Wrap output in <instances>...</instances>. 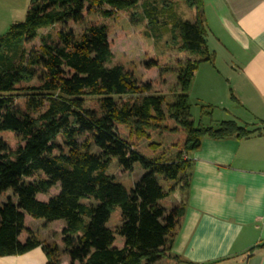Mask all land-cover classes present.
Listing matches in <instances>:
<instances>
[{
  "label": "trees",
  "instance_id": "trees-1",
  "mask_svg": "<svg viewBox=\"0 0 264 264\" xmlns=\"http://www.w3.org/2000/svg\"><path fill=\"white\" fill-rule=\"evenodd\" d=\"M160 1L141 5L142 20L153 33L147 35L162 38L160 27L171 23L172 40L180 43L186 60L171 69L152 59L146 69L158 70L163 82L176 70L171 104L163 92H153L152 83H139L123 66L109 67L108 24L88 21L93 15L112 19L138 7L139 0H30L25 20L0 36V132L14 135L11 143L0 140V257L38 247L47 264H61L63 256L69 264H157L172 257L187 209L190 156L207 138L260 134L234 120L217 126L196 123L191 85L200 65L214 62L205 4ZM178 1L194 12L192 22L176 16ZM70 25L83 31L76 33ZM54 28L57 41L43 34ZM37 40L40 46L31 48ZM93 99L97 109L89 106ZM202 109L212 115V106ZM157 132L173 138L164 146L153 141L140 146ZM113 159L126 174L136 165L145 172L131 191L107 174ZM176 190L181 203L166 209L161 201ZM115 209L121 222L109 228ZM27 217L62 222L57 242L40 241ZM257 248L264 250V243Z\"/></svg>",
  "mask_w": 264,
  "mask_h": 264
},
{
  "label": "crops",
  "instance_id": "crops-1",
  "mask_svg": "<svg viewBox=\"0 0 264 264\" xmlns=\"http://www.w3.org/2000/svg\"><path fill=\"white\" fill-rule=\"evenodd\" d=\"M203 1L214 62L200 65L190 97L213 107L205 125L234 120L261 132L245 139H204L190 156L187 209L172 257L157 264H264V250L257 248L264 243V0ZM175 193L180 204L182 195ZM26 223L34 233L44 224L29 217ZM63 225L47 223L45 228L56 226L55 235L38 239L57 242ZM47 263L42 247L0 257V264ZM61 264H69L66 256Z\"/></svg>",
  "mask_w": 264,
  "mask_h": 264
},
{
  "label": "rangeland",
  "instance_id": "rangeland-1",
  "mask_svg": "<svg viewBox=\"0 0 264 264\" xmlns=\"http://www.w3.org/2000/svg\"><path fill=\"white\" fill-rule=\"evenodd\" d=\"M158 3L160 0H139V6L125 12H118L112 19L102 20L97 15H93L92 17H88V21L94 24H108L109 27V39L112 43V53L113 58L109 64V67L120 65L125 68L130 74H132L135 79L139 83H152L153 84V92H163L166 103L171 104L175 101L176 95L172 92L176 80H175V71L173 70V75H170L165 82L160 80L158 75V70H147L146 64L150 60H154L160 58L161 64L164 67H169L171 69H177V65L184 62L186 60V56L181 53L179 49L180 43H174L172 40V29H171V21L172 17L167 15V17L160 18L161 21L164 19L168 23H170L167 27H160L162 38L154 39L151 38L148 33H152L149 30L148 21L145 19L142 20V10L141 5L147 2H155ZM175 13L178 18H181L185 21H193L194 12L190 10L187 5L183 1H178L175 3ZM30 8V0H0V36H3L7 33L9 28L13 24L21 23L25 20L27 13ZM132 13H136L137 17L135 19L132 18ZM170 21V22H169ZM165 28V29H164ZM70 29L75 31L76 33H80L83 31V27H77L70 25ZM58 28H54L52 30H45L43 34L50 33L54 40L57 41L56 33ZM153 34V33H152ZM40 46V41L37 40L30 47L38 48ZM203 64V63H202ZM205 69V68H203ZM222 77V75H221ZM221 79V78H219ZM130 98L124 97L121 99L122 101H127ZM204 103L197 101L194 97H190V105H191V115L198 123L203 120H210V116L208 114L203 113L202 107ZM89 106L91 108H98V102L96 99L89 101ZM214 118L218 120V114H214ZM209 121V122H210ZM215 123H212V126ZM14 138L12 133H1L0 132V140L11 143ZM172 136L168 133L161 134L159 132L152 135L151 140L148 138L144 139L140 146H146L150 141L161 143L163 146L170 143L172 140ZM107 174L113 176L115 182L122 184L128 191L134 189L136 183L141 179V177L145 174L143 169L136 165L134 171L131 174H126L119 167L118 161L113 159V162L109 169L107 170ZM57 191L54 190L53 193ZM178 194V190L176 193ZM11 195V194H9ZM177 196L174 194L167 197V199L163 202L166 209H171L179 204L176 201ZM39 221V223H44L39 228H36V236L37 238L43 239L46 236H54V232L56 230V226H49L45 228L44 225H47L45 220H35ZM121 222V212L119 209H115L113 212L111 219L109 221L108 227L115 228ZM36 224V222H35ZM122 240L119 238L116 245L120 246Z\"/></svg>",
  "mask_w": 264,
  "mask_h": 264
}]
</instances>
